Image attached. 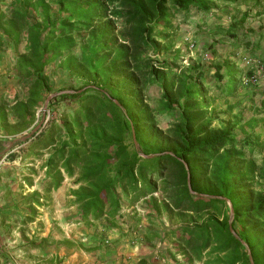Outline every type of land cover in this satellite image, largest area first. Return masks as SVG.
I'll return each mask as SVG.
<instances>
[{"label": "trees", "instance_id": "1", "mask_svg": "<svg viewBox=\"0 0 264 264\" xmlns=\"http://www.w3.org/2000/svg\"><path fill=\"white\" fill-rule=\"evenodd\" d=\"M6 1L0 0V58L12 48L14 80L24 97L12 107L0 100L7 136L27 130L38 105L53 94L47 71L54 64L81 85L57 92L62 94L49 101V113L63 100L76 108L57 113L59 122L55 118L33 137L36 156L54 148L45 161L46 190H57L65 176L74 178L79 187L71 194L81 219H104L116 227L122 202L131 207L149 197L156 210L153 195L161 182L164 207L186 221L161 233L134 213L121 226L135 232L142 227L144 237L160 244L169 239L170 264H250L249 256L253 264H264V102L249 101L236 113L227 103L223 118L209 94L216 88L236 95L240 86L255 87L242 84L251 71L240 60L251 56L264 63V5L262 13L255 12L261 17L255 27L246 21L258 0L244 10L242 0H12L10 6ZM213 4L229 15L227 28L206 24L202 43L190 37L195 46L189 62L177 64L184 47L188 55L189 36L178 30L184 47L173 48L166 40L160 46L155 32L169 38L177 16L189 19L191 10L209 15ZM219 32L221 39H215ZM220 45L229 48L222 59L216 57ZM155 47L170 53L165 62L156 64L147 54ZM151 85L161 91L162 112L176 118L171 143L148 118L143 93ZM145 133L153 143L143 142Z\"/></svg>", "mask_w": 264, "mask_h": 264}, {"label": "crops", "instance_id": "2", "mask_svg": "<svg viewBox=\"0 0 264 264\" xmlns=\"http://www.w3.org/2000/svg\"><path fill=\"white\" fill-rule=\"evenodd\" d=\"M188 26H183V31L197 30L195 23ZM260 35L264 48V33ZM14 55L9 47L0 58V100L12 91L19 94L12 70ZM6 75L9 78L5 79ZM7 133L5 124L0 123V154L8 148ZM31 173L0 171V264H170L168 246L144 237L142 227L135 232L118 222L110 227L104 219L83 221L73 197L68 195L60 205L62 185L48 191L44 173L35 180ZM16 175L28 178L22 188L19 186L21 190L13 183Z\"/></svg>", "mask_w": 264, "mask_h": 264}, {"label": "rangeland", "instance_id": "3", "mask_svg": "<svg viewBox=\"0 0 264 264\" xmlns=\"http://www.w3.org/2000/svg\"><path fill=\"white\" fill-rule=\"evenodd\" d=\"M10 1L12 0H7L5 2L6 5L9 4ZM258 1L260 3V6L258 8H253L254 10L251 12V16L246 21L247 25L252 24L253 26L258 27V24L261 23V17H258L257 14H255V12L262 13L261 5H264V0H258ZM255 3H256V0H242V2H240V8L241 10H244V9H247L248 7H254ZM10 5L11 4H9V6ZM212 7H213V11L209 15H204L202 13L196 12L195 10H191V13L188 15L189 21L188 19L177 16L175 20H173V26H175L173 29H177V30L176 32H170L169 38H165V35L158 34L159 33L158 31L155 32L156 33L155 35L158 36V40L162 41L163 43V44L161 43L160 46H164L165 44L164 42L166 40L167 43L169 44L172 43L174 45L173 48L179 47L181 43L179 40L180 39L179 33L177 31L179 30L180 32H185L183 31L184 29L183 26L189 25L187 28H190V26L193 23H195L198 26L197 27L198 31L195 30V32L192 33L191 29H189L190 31L189 32L187 31L185 33L187 36H189L188 38L195 37L196 39V36H197L196 41L199 43H202L201 40L203 39L202 36L204 34L200 28L201 27L206 28V24L213 25L214 23L219 22L222 25L221 27H223V30H225L229 24V15L228 14L226 15V13L222 14L223 12L219 13L217 9L218 4H213ZM53 9L54 11H56L55 10L56 8H53ZM214 13H217L216 16ZM219 33L220 34L215 35L216 36L215 39H218V38L221 39L220 38L221 32ZM224 46L225 45L216 46V51H217L216 57L217 58L222 59V57L226 55V51H228L229 48L227 46L225 47ZM183 47L184 45H181V48ZM155 50H156L155 52H151V50L147 52V54L151 56V59L154 61V63L155 61H156V64H161L162 62H165V59L168 58V55L170 53L165 52V50H163V48L161 47H155ZM75 51H76L75 53L77 54V49ZM181 51L185 54V56L184 54H182L183 56L182 55L179 56L177 60V64L186 65L189 62L188 57L190 56L192 57L193 52L188 51V55L186 57L187 52L185 50V47ZM210 66L212 67V64ZM52 67L55 68V64ZM53 68L51 70L55 71V69ZM49 70L47 71V76H49L50 78V84H52L53 94H50L46 98L43 104L38 105L34 113L33 122L25 132L19 133L16 135H11L5 139L6 141L5 143H9V142L12 143V141L19 140V139H22V141L18 143H14L12 147H8L6 151H3L0 154V171L1 170L3 171L13 170L14 174L15 173L21 174L22 171L26 172L28 170V171H31L32 172L31 174L34 175L32 180H35L37 176L39 175L43 176L44 168H45V161L48 158V155L53 151L54 148L48 149L47 151L43 152V154H38L41 156H36L38 152L37 150H35L36 148L32 147V146H36V143L33 142L34 141L33 137H36V136L39 137L40 132L45 131L46 128L49 126V124L55 118H57L56 116L57 113L59 116V114H61L63 111L68 112L76 108L73 102L69 103L67 100H63V101H59L58 105L56 106L57 112H50V113L48 112L47 107H48L49 101L53 99L56 95L58 96L59 94H62V92L57 93L59 90H71L72 91L81 86L79 82H75L74 80L72 81L70 79L67 71L59 70V71H55L53 74L52 71L50 72ZM224 72L225 70H223V73ZM166 73H169V72H166ZM169 75L171 77L172 72H170ZM7 78H9L8 75H6L5 79ZM226 81H227V77L225 76L220 84L221 88L224 87L223 85L226 83ZM207 85L208 84H206V86ZM89 87H93V86L89 85ZM84 89H87V88H84ZM252 89H254V91ZM252 89H246L240 86L239 89H237L236 91V95H227L226 92H223L221 94L219 90L216 88L210 89L209 94H213L214 95L213 97L215 98L213 99V102L211 104L213 108L216 109L219 115L223 114L222 115L223 118L225 117L224 110L227 106V103L234 105V108H235L233 111L234 113H236L240 108H242V106L245 107L246 105H248L249 101H251L252 103H255L256 106H259L260 103L264 102V76L260 78L259 83L255 85V87ZM17 91L19 92V94L18 93L15 94L12 91V92H9L7 96L5 97V103L7 104L8 107H12L16 100L21 99L23 101L24 97H23V94H20L21 92L20 89ZM132 91L133 90L131 89L128 92H132ZM244 93H247L248 96ZM160 97H161V91L158 89L157 85H151L150 87L146 88V90H144L143 103L144 105L149 107L148 118L150 119V123L153 124V127L155 129H159L163 137H165L167 141L171 143L172 139L169 138V136L171 134L170 133L171 127L173 123L176 121V118L173 116L171 117L170 115L164 114L162 112L163 110H162V107L159 101ZM248 115L249 114L247 111L243 113L244 118H247ZM262 115H264V111H262ZM54 121H57L58 123L59 118H57V120L55 119ZM10 122L13 123L14 121L11 119ZM212 127H217V123L213 122ZM142 135H143L142 140L145 144L154 142V139L149 138L150 135L146 133ZM134 147L136 149H139L137 144H134ZM140 156L142 158H146L143 154H140ZM36 172L38 174H36ZM3 173L4 172H2V174ZM3 178L5 179L6 176H4ZM13 179L15 180L13 183H15L18 187L20 186L22 188L24 183L26 182V179L28 178H23V175L22 177H20L19 175H16L14 176ZM61 185H62V188H60L59 198H58L60 201V205L62 204L63 201L67 200L68 195L73 197L71 194V190L77 189L79 187V184H74V178L71 179V178H67L66 176L64 177ZM161 186H162L161 182L160 183L158 182L157 183L158 192L157 194L153 195V197L156 199L158 203V207L156 210H155V207L151 204L149 197H147L145 200H141L140 202H138L137 204L131 207L130 205H128L129 202H126L127 204H124L122 202L121 203L122 209L120 210V215H118L119 220H120V221L118 220L119 225L124 223V220H125L123 219L124 217H127V215H133L134 213L136 215V218H139L141 222L142 220H144L143 223L145 224V227L150 226L152 228L157 229L158 231H161V233H163V231H165L168 228H173V227L178 226L181 223V221H186V217H182L179 211H175L169 206H167V208L164 207V205L166 204L163 203V200L166 199V196L162 192L163 188ZM20 187L19 189L21 190ZM255 188L257 187L254 185V189ZM73 199L74 198H72V200ZM61 211H62V208H60V212ZM187 215L191 216V214H188V213ZM192 217L194 221H199V222L201 221V219L198 218L197 216H192ZM205 217H206V214H204L201 218H205ZM156 242L158 241L156 240ZM161 243L165 244L168 247L171 245L169 239L168 240L166 239L164 241L161 240ZM177 259L178 261L185 262V258L183 256L178 255ZM193 264H200V263H193Z\"/></svg>", "mask_w": 264, "mask_h": 264}, {"label": "built area", "instance_id": "4", "mask_svg": "<svg viewBox=\"0 0 264 264\" xmlns=\"http://www.w3.org/2000/svg\"><path fill=\"white\" fill-rule=\"evenodd\" d=\"M185 40L189 41V51L192 52L195 45L191 42L190 38H186ZM208 57V53L204 54L205 59H208ZM240 62L242 67L250 69L251 71L249 75L242 78V84L251 86L257 85L260 78L264 76V63L261 60L251 56H242ZM1 138L2 135H0V139Z\"/></svg>", "mask_w": 264, "mask_h": 264}, {"label": "water", "instance_id": "5", "mask_svg": "<svg viewBox=\"0 0 264 264\" xmlns=\"http://www.w3.org/2000/svg\"><path fill=\"white\" fill-rule=\"evenodd\" d=\"M49 99V98H48ZM20 141H22V139H19V140H15V141H12V143H7V146L8 147H12L13 146V144L14 143H18V142H20ZM232 209L230 208V214L232 215ZM249 261H250V264H253V261H252V259H251V257L249 256Z\"/></svg>", "mask_w": 264, "mask_h": 264}]
</instances>
